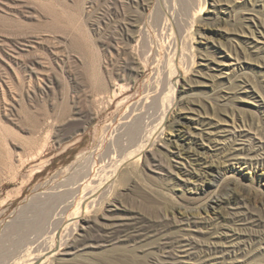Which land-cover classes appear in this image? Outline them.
Masks as SVG:
<instances>
[{
    "label": "rangeland",
    "instance_id": "1",
    "mask_svg": "<svg viewBox=\"0 0 264 264\" xmlns=\"http://www.w3.org/2000/svg\"><path fill=\"white\" fill-rule=\"evenodd\" d=\"M190 44L194 64L185 74ZM175 50L183 73L179 104L157 148L166 156L163 166L168 162L180 175L124 162L113 196L149 217L173 205L193 210L197 223L183 221L174 233L196 238L207 250L178 247L176 262L164 264H264L257 260L264 257V241H239L236 235L249 229L229 221L235 211L264 218V150L226 135L231 114L254 116L264 125V0H0V128L7 132L2 137L0 131V264H29L44 253L55 229L110 176L101 165L124 160L125 125L141 117L143 136L145 125L158 123ZM202 160L233 166L235 174L213 186L210 175L198 178L207 168ZM84 165L89 170L79 180ZM148 176L159 185L145 184ZM126 178L131 182L125 186L120 180ZM136 181L138 189L131 186ZM72 186L73 207L49 202ZM241 193L249 194L244 203ZM217 197L216 209L204 212ZM94 227L52 264H149L162 258L150 254L158 236L126 243L106 240Z\"/></svg>",
    "mask_w": 264,
    "mask_h": 264
},
{
    "label": "bare ground",
    "instance_id": "2",
    "mask_svg": "<svg viewBox=\"0 0 264 264\" xmlns=\"http://www.w3.org/2000/svg\"><path fill=\"white\" fill-rule=\"evenodd\" d=\"M128 34H129V32H128ZM129 36H131V35H129ZM137 42H138V40H137ZM189 48H190V54L188 55V57H189L190 63L187 62L185 74H187L190 71L191 66L194 64V57L195 56H194V52H193L194 48H193L192 44H190ZM178 56H179L178 51L175 50L172 57H171V65H172L171 68L173 69V71L169 74V76L167 78L168 92L161 100L162 111L159 115L158 123L149 129H147L148 125H145V129H143V131L145 130V134L143 136H141V134H142L141 130L143 128V124L140 125L141 122H140V124L138 123L140 126H138V124H137V121L139 122L141 120V117L140 118L136 117L137 118L136 121L125 125L126 131L124 132V135L127 136V142H129V145L127 144L128 147L126 146L128 151H125V152H128V153L127 154L125 153L126 154V156L124 158L125 161L123 160L122 157L118 158L119 160H117L116 159L117 157H116V158H114L115 161H113L112 163L110 162L111 164L109 163L110 165L109 164L108 165L104 164V166L101 165L102 170L100 169L101 171L100 170L99 171L102 173L110 174V176L106 179V181L104 183H102V185L96 190L95 193H93L92 195H90L88 197H83L79 201V203L76 205L73 212L69 215V218L67 220H64L65 222L63 224L61 222L62 226L55 229L53 236H52V239H51V243L49 244V246L46 249H44V253H42L38 257L33 258L29 264H52V263H55L58 256L66 253L65 249H68L72 245L76 244L79 241L78 237L82 236L81 235L82 231L86 230L88 227H91V225L95 226L94 231H96V232H94V233H98V236H100V235L104 236L105 239L107 238L109 240L116 238V239H119V241L126 242V243H134V242L137 243V242H142L147 238H153L156 236L161 238V239H159L160 241L157 243V245L154 247L155 250L152 251L153 253H150V254L151 255H158L159 254V255H161L162 258H158L157 256H156L157 258H155V257L151 258V259H149V264H161L163 262L168 263L169 261H175L176 262L177 258L174 255V251L178 247L191 246L193 249L196 248L200 251L207 250V248H204V246H203L204 244L201 243L200 241L196 240V238H194V239H190V238H186V237L180 238V237H177L174 233L175 232L174 230L180 229L181 223L183 221H185V223H187V224L191 223V222L194 224L197 223L195 220H193L195 218L193 210L192 211L191 210H183V208L176 206V205L175 206L173 205L168 210L166 209L164 212H162V215L157 216V217H153V216L149 217L146 215V212L144 214L141 213V210H143V209H141L142 207H140V209H141L140 211L132 209L133 207H131V205L133 206V204H129V206L127 205L128 206L127 207V206H125L127 203L125 205L123 203H121V201H120V198H122L121 196H118L117 198H116V196H113V190L115 189V186L117 185V184L115 185V183H116L115 179L118 176V175L116 176V174L119 172V170H120V168L124 162H131V164L134 166H137L140 163H142L143 165L142 164L141 165L144 168L149 169L150 171H151V169L149 167H153L154 165L161 167V170L166 173L167 177H172L174 173L175 174L178 173L177 175H180L179 174V168L178 169L176 168L177 170H175L174 169L175 167L172 168V166L168 162H167V166H163V163L166 162L163 160V158L166 156L162 157L164 155L162 153L163 150H160L159 148H157L158 143L160 144L161 138L165 134L166 125L169 123L170 116H171L172 112H174V109L179 104L178 94L180 91V82H181V79L183 77V73H182L180 67H178L176 64ZM136 73H137V71H136ZM163 89H165V88H163ZM258 89H259V91L263 92L262 88L260 86ZM161 91H162V89H161ZM250 91L248 93L250 96L253 97V96L257 95L255 93V90L252 89ZM259 91H258V93H259ZM113 94L115 95L116 93L113 92ZM159 96H161V95H159ZM261 106L263 108L262 112H264V103H261ZM240 115L241 114H239V116L231 114L230 118H229L230 120H228V121L226 120V122L230 121L232 123L231 124L232 127L230 128V130H227L226 135L228 136V138L233 139V140L243 138L244 141L245 140L247 141L248 147L250 149L258 148L259 150H264V125H261L260 120L254 116L242 117ZM142 123H144V122H142ZM182 124H184V123H182ZM237 124H238V126H237ZM236 127L238 129H242V131L240 130L239 133H236V131H235ZM0 131L3 132L2 137H4V135L7 134V132L3 131L2 128H0ZM1 134H0V136H1ZM114 135H115V133H114ZM109 138H111V137H109ZM119 140L122 141L121 136H120ZM119 140H117V141H119ZM175 146L178 147L177 145H175ZM43 147L44 146L42 145V148ZM97 147H98V145L96 146V148ZM42 148H39L35 154H32L31 159L35 160L41 154ZM123 148H125V147H123ZM131 148H133V149L129 151V149H131ZM197 149H198L197 147L193 146L192 147V153H196L198 151ZM169 152H171V151H169ZM107 157H109V156H107ZM103 158H101V159H103ZM110 161H111V159H110ZM202 161L203 162H200L201 163L200 165H202V164L206 165L207 164L206 160L205 161L202 160ZM89 163H90V161H89ZM131 164H129V165H131ZM92 165H93V163L90 166H92ZM20 166H18V167H20ZM206 166H207L206 170H204V172H200V175H198V178L201 179V178L205 177L206 175L207 176L210 175L212 177L211 178L212 181L210 182V184H212L213 186L216 185L215 183H216L217 179H220V178L226 179L227 178L226 176L229 173L235 174V168H233V166H223V164H213V163H210ZM106 167L108 170L105 169ZM138 168H140V167H138ZM88 170H89V165L88 166L84 165L83 167L79 168L78 174L81 176V178H80V176H78L80 178L79 180H81L82 178H85L87 176ZM180 170H182V172L184 171L182 174L189 176L188 179H191L190 172H188L187 170H183L181 168H180ZM140 171H141V169H140ZM18 172H19V170H17V168H16V170L14 169L13 173H14V175H16ZM152 172H153V170H152ZM143 173H144V170H143ZM32 174L33 173H31L29 175V178L31 177ZM76 174H77V172H76ZM73 176H74L73 180H74V185H75V173L73 174ZM12 177L14 179L15 176H12ZM151 179L152 178H149V176H148L146 178V181L144 180L143 182H145V184H147L151 188H155L157 185H159V184H156L157 182L151 181ZM117 181L119 182V180H117ZM120 181H121V183L125 182L124 183L125 186H126V184L131 182L130 178L123 179V181L121 179ZM155 181H158V180H156V178H155ZM186 181H188V180H186ZM238 183H236L235 186H237ZM138 184L139 183L136 181V182H133V184L131 186L136 187V189H138V186H137ZM145 188L147 190V187H145ZM145 188H144V191H145ZM235 189H237V187ZM66 190H68V191L65 194H62L65 191H61L62 192L61 194H58V192H56L54 194L52 193L53 195H50L48 197L49 202H52L54 204H55V202H57L58 203V204H56L57 206L59 204L65 203L63 205H66L67 207H73L74 198H75V187L72 186L71 188H69V189L67 188ZM150 190H152V189H150ZM140 191H142V190H140ZM228 191L231 192L230 189H228ZM145 192H148V191H145ZM115 193H116V191H115ZM138 193H139V195L142 194L140 192H138ZM235 194H236L235 191H233L232 195H235ZM241 194H242V196H241L242 201L244 203V201H245L244 199H246V200L249 199V194H244V193H241ZM106 195H108V196H107V205H106L105 211H103V213H99V211L101 210V206L104 204V200H105L104 198ZM124 195H126L128 197V199H126V201L133 203L134 199H131L133 197H129L130 194L123 193V197H124ZM136 195L138 196V194H136ZM140 196H142V198L144 199L143 195H140ZM232 197H235V196H232ZM48 199L46 198L45 202H46V200L48 201ZM150 200H152V199H150ZM137 201L140 202L139 200H137ZM211 201H212L211 204H209V206H207L203 209L204 212L207 213L209 208H211L214 211L216 209V206H218V204L220 203L219 197L214 198ZM140 203H142V202H140ZM141 205L144 207L143 204H141ZM241 206L243 207L244 205L243 204L241 205L239 203L237 204V208H240ZM63 209L66 210L68 208L63 207ZM144 209H145L144 211H146L147 208H144ZM229 221L232 224H236V223L241 224L243 226V229H249V233H244L243 235L238 233V235H236V239H238L239 241H249V242H251V241H253V242L264 241V218L263 217H261L259 215H254V214L248 215L245 212L243 213V212L235 211V212L230 214ZM62 227H63V230H62ZM239 230L241 231V229H239ZM94 235L95 234H93V237H95ZM105 239H102V240L104 241ZM136 243H134V244H136ZM238 247L239 246H236V248L233 247L232 249H234V248L235 249L234 250L231 249V252L232 251L237 252ZM125 249H126V247H125ZM121 250H122V248H121ZM224 251L225 250H223V252ZM134 256L135 255H133V257ZM262 258H264V257H259L257 260L259 262H264V260H262ZM135 259H133V260H135ZM107 262H109V260ZM100 263L98 261V264H100ZM120 264H122V263H120ZM123 264H129V263L124 262ZM143 264H145V263H143Z\"/></svg>",
    "mask_w": 264,
    "mask_h": 264
}]
</instances>
